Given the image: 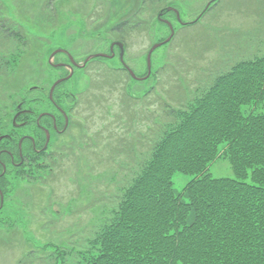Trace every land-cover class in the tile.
<instances>
[{"label":"rangeland","instance_id":"obj_1","mask_svg":"<svg viewBox=\"0 0 264 264\" xmlns=\"http://www.w3.org/2000/svg\"><path fill=\"white\" fill-rule=\"evenodd\" d=\"M0 4L8 24L29 40L22 48L13 39L0 41V129L4 135L12 131L21 105L39 113L54 112L47 101L49 90L69 72L52 65L62 60L51 61L55 50L69 47L84 64L90 54L111 55L113 43L125 40V61L144 78L149 74L151 49L163 43L154 50L152 73L144 80H135L124 71L118 46L115 58H100L84 71L76 69L75 78L60 89L76 93L79 104L73 113L77 117L65 136L54 135L53 158L28 169L10 167L3 179L6 202L0 210V264H55L63 261L58 258L62 254H68L65 264H75L95 239L100 206L106 211L113 206L112 161L97 134L121 108L125 89L141 99L146 93L147 102L155 100L153 94L166 101L161 82L164 74L172 73L165 72L166 67L178 72L177 79H186L193 89L199 83L195 79L215 74L219 66L260 55L264 52V0H0ZM169 8L179 11L180 18ZM125 22L128 26L122 32L115 31ZM168 22L175 30L173 37ZM10 55L16 57L7 65L13 58ZM189 85L184 82V89ZM63 105L69 110L72 99ZM3 148L13 150L6 142ZM2 159L6 162L8 156ZM210 172L217 178L234 175L226 159L214 162ZM126 174L122 167L120 177ZM191 179L192 175L177 172L175 189L183 191Z\"/></svg>","mask_w":264,"mask_h":264},{"label":"trees","instance_id":"obj_2","mask_svg":"<svg viewBox=\"0 0 264 264\" xmlns=\"http://www.w3.org/2000/svg\"><path fill=\"white\" fill-rule=\"evenodd\" d=\"M4 14L0 4V41L25 47L28 37ZM263 53L194 78L193 89L166 67V101L125 89L121 108L97 134L112 161L113 206H100L95 239L75 264H264ZM220 159L230 162L233 177L212 175ZM177 172L193 177L181 192Z\"/></svg>","mask_w":264,"mask_h":264},{"label":"flooded vegetation","instance_id":"obj_3","mask_svg":"<svg viewBox=\"0 0 264 264\" xmlns=\"http://www.w3.org/2000/svg\"><path fill=\"white\" fill-rule=\"evenodd\" d=\"M117 42L113 43V50L111 48V54L113 52L112 58H115L116 56L115 48L117 46ZM118 48L120 47L118 46ZM57 50L62 51L55 55L53 53V56L51 55V61L52 58L54 59L59 57H61L62 60L58 63L52 61V65L65 68L69 70V72L67 76L61 77L57 80H62V82L56 86L53 84L49 90L47 101L52 104L54 112L52 110H46L39 113V111L34 108H23V105H21L13 118L12 131L4 135L1 133L0 129V168H2L0 169V210L4 208L6 202L2 182L5 176H7L10 167H15V170L20 168L28 169L29 167H33L35 164L42 165L46 163L48 158H53L52 145L54 135H56L58 138L65 136L71 128L72 119L77 117V114L73 113V110L79 104L78 97L73 90H69L67 92L65 90H61V85L63 86L66 82H69L75 78L76 69L84 71L92 62L100 59L93 58L86 62L88 57L98 54L93 53L86 57L84 64H80L78 61L80 57L75 50L69 47L59 48ZM57 50H55V52ZM37 88L38 87H36L34 90ZM67 99H72L73 102V105L69 110L63 105V102L67 101ZM2 119L3 115L0 109V126L2 124ZM22 130L27 131L23 133L21 132ZM5 142L12 146L13 150L4 149L3 144ZM59 143L60 142H58V144ZM16 145V151H18L17 155L15 154L16 151H14L16 149ZM27 146L29 148L26 149ZM3 155L8 156V160H6V162H4L2 159Z\"/></svg>","mask_w":264,"mask_h":264},{"label":"water","instance_id":"obj_4","mask_svg":"<svg viewBox=\"0 0 264 264\" xmlns=\"http://www.w3.org/2000/svg\"><path fill=\"white\" fill-rule=\"evenodd\" d=\"M169 9L175 10V11L177 12L178 17L180 18V13H179V11H177L176 9H173V8H169ZM169 25H170V27H171V29H172V37H173V35L175 34V30H174V28H173V26H172L171 23H170ZM172 37H170L166 42H169V41L172 39ZM119 45H120L121 50H122V53H121V59L124 60V45H123L122 43H119ZM162 45H163V43L156 44V45L153 46V48L151 49V51H150V53H149V55H148V70H149V74H148L146 77L142 78V79H147V78L150 76V74L152 73V54H153V52H154L155 49H157L158 47H160V46H162ZM56 53H58V51H56V52L54 53V55H55ZM96 56L109 57V56L106 55V54H97V55L90 56V57L88 58L87 61H89L91 58L96 57ZM110 57H112V56H110ZM130 72H131V74H132V76H133L134 78L139 79V78L136 76V74L134 73V71L130 70ZM60 82H62V80H59V81L55 84V86H56L57 84H59Z\"/></svg>","mask_w":264,"mask_h":264}]
</instances>
